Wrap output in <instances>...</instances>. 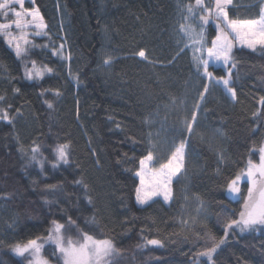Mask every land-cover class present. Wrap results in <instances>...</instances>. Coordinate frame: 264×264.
Here are the masks:
<instances>
[{"label": "trees", "instance_id": "trees-1", "mask_svg": "<svg viewBox=\"0 0 264 264\" xmlns=\"http://www.w3.org/2000/svg\"><path fill=\"white\" fill-rule=\"evenodd\" d=\"M209 2L205 0V5ZM262 2L233 0L229 15L254 18ZM35 5L47 26V36L35 37V44L48 48L33 49L27 59L47 64L56 69L55 74L26 80L21 62L0 36V95L7 97L0 107L11 104V116L21 110L13 124L0 121V264H28L8 246L47 236L49 222L59 216L48 215L50 208L57 213L58 207L43 203L52 197L42 189L58 182L65 184L68 197L58 195L59 206L74 219L79 217L77 222L89 234L103 233L97 238L112 239L124 253L125 264H209L206 257L197 258L204 245L194 233L207 224L218 238L224 236L226 220L218 214L225 209L220 205L239 209L243 203L226 198L224 179L216 170L220 167L231 178L244 167L250 149L257 161L258 149L264 145V50H234L236 100L222 88H213L189 135L184 122H191L192 112L197 111L204 81L194 71L191 48L173 57L189 43L179 26L191 24L199 31L198 15L204 13L195 8V0H35ZM189 5L194 6L195 20ZM205 33L209 41L214 38L213 24ZM104 36L113 55L105 71L100 69ZM53 42L64 45L68 59L51 55ZM141 49L147 60L136 55ZM212 71L217 77L226 76L221 66ZM14 88L20 93L15 94ZM44 89L50 91L40 95ZM57 89L59 96L54 95ZM149 132L164 156L171 154L173 143L185 141L186 161L182 176L172 183L170 203L156 199L141 207L135 201L139 180L134 170L138 158L146 154ZM33 141L44 146L48 157L43 170L35 163L25 167L26 157L19 151ZM56 143L70 144L71 163L59 169L50 163L49 146ZM220 154L222 163H218ZM81 178L89 186L92 204L78 199L83 190L72 181ZM247 186L243 181L245 193ZM192 201L201 202L205 214L195 227L185 229L180 220ZM150 239L162 240L164 246L137 248ZM262 244L264 226L245 234L237 231L218 249L215 264H264ZM42 251L51 263L62 264L52 256L51 243Z\"/></svg>", "mask_w": 264, "mask_h": 264}, {"label": "snow or ice", "instance_id": "snow-or-ice-1", "mask_svg": "<svg viewBox=\"0 0 264 264\" xmlns=\"http://www.w3.org/2000/svg\"><path fill=\"white\" fill-rule=\"evenodd\" d=\"M26 3L35 5V0H0V36L5 40L7 46L14 52L15 57L21 62L24 69V78L29 81L43 80L48 74H55L56 69L47 64L38 63L34 59H27L31 51L37 47L41 49L48 48V45H36L29 39L30 33L26 31L33 28L31 35L36 37L47 36L46 24L39 8L33 6L25 7ZM230 7H235L233 0H210L205 5V0H195V8L203 12L198 15L199 31H196L191 24H181L179 30L183 36L187 37L189 43H185L179 48L173 60L186 52L189 48L192 51L191 63L194 66L196 75L204 81L203 90L198 93L199 99L191 114V122L187 119L184 122V128L189 135L194 133L193 124L197 122V112L202 110L207 95L215 87L222 88L225 95L231 100H236V88L232 87L235 83L234 73L238 71V64L235 60L234 50L247 48L252 51L257 49L264 50V2L259 7V11L254 18H231L229 15ZM193 5L188 6V12L192 19H197L193 15ZM185 19H188L187 17ZM213 24L215 36L210 41L206 37L205 29L209 24ZM15 28L16 33L12 31ZM210 44V46H208ZM179 47V43L177 45ZM64 45L58 47L52 44L51 55L59 57L62 61L68 59L63 55ZM140 58L147 60L144 49L136 54ZM210 62L213 65L219 64L226 72L224 77H216L212 71H209ZM105 66H110L112 58L104 60ZM30 65V66H29ZM68 75L72 78L69 69ZM78 82V77H75ZM49 89L41 91L40 95H45ZM15 94L20 93L19 88H14ZM54 95H61L57 89ZM7 97L0 95V105H3ZM48 108H53L50 101H45ZM261 103H264V97H261ZM12 105L0 107V121L13 124L16 116L21 114V110H15V116L9 113ZM254 115H256L254 113ZM146 154L138 158V166L134 170V177L138 178L139 184L135 187V201L137 205L144 207L150 206L156 199L162 197L163 201L169 202L173 199L171 184L174 179H179L182 170L185 168L186 142L182 141L179 145L172 144L171 154L164 156L160 151V144L153 143L152 133L147 134ZM52 160L51 167L59 169L63 165H70V144L56 143L49 146ZM44 146L33 141L32 145L25 149L21 147L19 151L26 157L25 167L37 164L43 170L48 163V157L43 154ZM255 153L250 149L249 158L244 162V167L239 169L231 178L224 175L223 170L218 167L217 175L224 179V187L227 193L226 198H231L234 202L241 204L239 209H228L225 205H220L225 209L222 215L226 222L223 224L224 236L217 237L207 227L202 225L200 231L194 233L196 241L202 242L204 247L197 254L200 257H206L209 264H215L214 255L218 249L227 242V237L238 231L239 234H245L256 231L260 226H264V145L258 149V162L252 159ZM136 160L137 158H133ZM223 154H220L218 163L223 162ZM247 183L246 193L241 189V182ZM35 183V181H33ZM73 186L82 188L83 197L78 198L86 200L92 204V196L89 186L84 180L78 179L72 181ZM65 184L58 182L55 184L44 185L42 192L51 195L52 199L44 198L43 203L58 207V212L53 213L51 208L48 215H58L59 219H53L49 222L46 237H35L25 241H18L9 245L10 251L18 257L27 259L28 264H50V261L42 255V249L45 245L51 243L54 245L52 256L61 261L62 264H125L124 253L118 249L112 239L97 238L88 231L82 229L76 219L68 214V209L59 206L58 195H64ZM3 198V197H0ZM67 199V195H64ZM202 212V205L197 210V215ZM236 218L233 219L232 217ZM62 221V222H61ZM95 217H93V223ZM180 224L189 229V221L181 219ZM196 220L191 221V226L195 227ZM87 226V225H86ZM11 227V226H10ZM73 232L75 235H73ZM147 245L163 247L164 243L159 239L147 240L145 244L137 245L138 249H143ZM264 248V244L261 245Z\"/></svg>", "mask_w": 264, "mask_h": 264}, {"label": "rangeland", "instance_id": "rangeland-1", "mask_svg": "<svg viewBox=\"0 0 264 264\" xmlns=\"http://www.w3.org/2000/svg\"><path fill=\"white\" fill-rule=\"evenodd\" d=\"M33 6L36 7V5H32V4L28 5L27 3L25 4V7H29V8H31V7H33ZM0 22H2V21L0 20ZM12 31H13L14 33L17 32V30H16L15 28H13ZM26 31H28V32L30 33L29 39H31V40L33 41V43H35L34 38H35L36 36L31 35V33L34 32V29H33V28H28V29H26ZM109 57L112 58L113 55H112V53H111V51H110V49H109V40H108V38H107L106 36H104L103 46H102L101 53H100V58H101V61H102L101 66H100V69H101V70L105 71V70L108 69L109 66H105L103 62H104V60H105L106 58H109ZM218 66H220V65H219V64H217V65H213V64L210 62V65H209V71H212V67H218ZM212 72H213V71H212ZM214 75H215V74H214ZM216 77H217V76H216ZM223 77H224V76H223ZM186 145H187V144H186ZM186 149H187V147H186ZM160 151H161V150H160ZM161 152H162V151H161ZM185 161H186V158H185ZM257 162H258V160H257ZM184 170H185V168L182 170V174H183ZM182 174H180L179 177L182 176ZM175 180H177V179H174L173 182H174ZM242 183H243V181L241 182V184H242ZM171 188H172V184H171ZM158 199H161V200L163 201V198H162V197H160V198H158ZM163 202L166 203V204H169V203H170V201H169V202H165V201H163ZM201 205H202V212L200 213V215H197V210L201 207ZM204 211H205V208H203V204H202L201 202H199V201H192V202H189V204L185 207V215H186V216L184 217V220H188V221H189V226H191V221H192L193 219L196 220L197 222L203 220V218H204V214H205ZM42 250H43V249H42ZM42 255H43V251H42ZM43 256H44V255H43ZM197 258H200V256H198ZM50 264H53V263L50 262Z\"/></svg>", "mask_w": 264, "mask_h": 264}]
</instances>
